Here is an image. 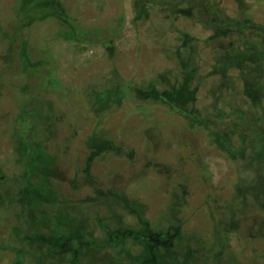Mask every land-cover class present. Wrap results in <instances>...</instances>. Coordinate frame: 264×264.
Returning a JSON list of instances; mask_svg holds the SVG:
<instances>
[{"label":"rangeland","instance_id":"obj_1","mask_svg":"<svg viewBox=\"0 0 264 264\" xmlns=\"http://www.w3.org/2000/svg\"><path fill=\"white\" fill-rule=\"evenodd\" d=\"M218 15L264 0H0V264H264V39Z\"/></svg>","mask_w":264,"mask_h":264},{"label":"trees","instance_id":"obj_2","mask_svg":"<svg viewBox=\"0 0 264 264\" xmlns=\"http://www.w3.org/2000/svg\"><path fill=\"white\" fill-rule=\"evenodd\" d=\"M235 2L239 6H242L244 4V0L243 1L242 0H235ZM171 5H173V3H171ZM207 7H208V5H207ZM175 10H176L175 7L171 8V11L174 12ZM47 16H53L55 18H59L58 15H55V14L53 15L51 13H49V15H47ZM215 20L218 21L219 25L221 24L222 27L227 29V35H225V38L226 37L229 38V37H231V35H234L235 33L238 34V36H241V34H243V32L249 31V32H256V33L260 32L262 34L263 39H264V24H259V23H255L253 21L243 20V19L230 21L227 18L224 19L220 15L216 16ZM226 66H228V65H226ZM223 68H225V66ZM223 68H221V69H223ZM124 94H127V91ZM157 98H159L158 94H157ZM166 98H168V97L166 96ZM159 99H161L165 103H169V101L167 99H164V98H159ZM169 105L171 106L172 110L175 113H178L181 116H185V117H189V118H192V119H196L192 114L183 111L179 107H176V106L171 105V104H169Z\"/></svg>","mask_w":264,"mask_h":264},{"label":"flooded vegetation","instance_id":"obj_3","mask_svg":"<svg viewBox=\"0 0 264 264\" xmlns=\"http://www.w3.org/2000/svg\"><path fill=\"white\" fill-rule=\"evenodd\" d=\"M153 239H156V238H153Z\"/></svg>","mask_w":264,"mask_h":264}]
</instances>
